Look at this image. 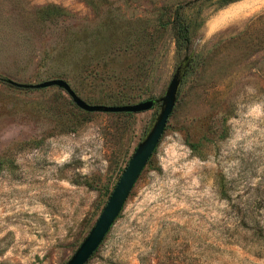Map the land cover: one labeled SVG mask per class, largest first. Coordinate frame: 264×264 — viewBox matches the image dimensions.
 <instances>
[{
    "label": "rangeland",
    "instance_id": "obj_1",
    "mask_svg": "<svg viewBox=\"0 0 264 264\" xmlns=\"http://www.w3.org/2000/svg\"><path fill=\"white\" fill-rule=\"evenodd\" d=\"M177 9L188 42L172 27ZM191 64L87 264H264V0H0V264H65Z\"/></svg>",
    "mask_w": 264,
    "mask_h": 264
},
{
    "label": "water",
    "instance_id": "obj_2",
    "mask_svg": "<svg viewBox=\"0 0 264 264\" xmlns=\"http://www.w3.org/2000/svg\"><path fill=\"white\" fill-rule=\"evenodd\" d=\"M191 60V56H185L178 64L162 97L157 100L149 99L123 106L90 105L79 98L69 84L62 79H52L39 84H23L10 79L4 80L6 84L18 89L38 90L57 87L69 96L77 108L88 113L138 114L149 111L158 104V109L151 126L137 144L99 217L74 254L65 264H87L118 218L133 186L161 140L167 122L177 103L182 80L191 64Z\"/></svg>",
    "mask_w": 264,
    "mask_h": 264
},
{
    "label": "trees",
    "instance_id": "obj_3",
    "mask_svg": "<svg viewBox=\"0 0 264 264\" xmlns=\"http://www.w3.org/2000/svg\"><path fill=\"white\" fill-rule=\"evenodd\" d=\"M223 5H227L229 3H232L236 0H220ZM179 10L177 9L174 15V20L172 22V27L175 31V35L178 41H182L183 43L188 42V33H189V27L182 23Z\"/></svg>",
    "mask_w": 264,
    "mask_h": 264
}]
</instances>
